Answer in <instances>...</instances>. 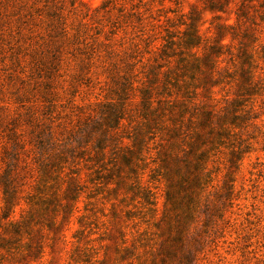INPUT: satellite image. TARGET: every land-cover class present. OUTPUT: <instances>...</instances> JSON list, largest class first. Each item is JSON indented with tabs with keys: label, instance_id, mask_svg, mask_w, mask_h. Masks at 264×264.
<instances>
[{
	"label": "trees",
	"instance_id": "16d2710c",
	"mask_svg": "<svg viewBox=\"0 0 264 264\" xmlns=\"http://www.w3.org/2000/svg\"><path fill=\"white\" fill-rule=\"evenodd\" d=\"M231 1L200 0V5L185 12L179 0L170 4L166 0H105L95 7L84 0H0V31L6 30L4 23H10V32L16 27L32 52L26 54L29 75L21 71L22 77L17 76L21 86L15 84L23 92L16 98L21 112L11 114L5 109L0 115L4 140L1 252L6 249L12 259L21 258V264L40 255L44 241L35 227L49 213L59 211L63 204L57 194L64 184L69 183L63 198L66 207L76 200L81 162L97 174L105 170L108 181L115 171L120 177L124 168L127 174H135L144 161V150L150 151V144L158 139L153 163L171 157L175 146L178 156L187 146L195 153L192 161L183 160L185 165L198 161L197 170L206 169L207 152L196 157L205 144L198 126L204 117L211 124L217 115L208 111L206 103L195 101L222 85L224 78L235 79L238 72L237 96L243 90L264 91L263 81L255 76L254 57L259 50L251 46L264 33V0L259 3L261 9L252 4L256 0L243 1L233 25L222 21L221 15ZM208 11L216 14L213 34L206 36L201 26ZM230 35L233 41L241 36L238 52L232 43L224 42ZM260 49L259 58L264 59V45ZM225 56L235 70L222 67ZM18 63L22 65L20 59ZM93 82L105 83L101 89L106 100L86 112L90 107L80 106L76 98L84 85L90 87ZM185 97L193 100L192 106L182 103ZM178 113L180 119H173ZM187 114L189 120L184 119ZM165 136L179 141L166 147ZM23 203L27 215L2 226ZM28 237V245H22Z\"/></svg>",
	"mask_w": 264,
	"mask_h": 264
},
{
	"label": "rangeland",
	"instance_id": "374dc122",
	"mask_svg": "<svg viewBox=\"0 0 264 264\" xmlns=\"http://www.w3.org/2000/svg\"><path fill=\"white\" fill-rule=\"evenodd\" d=\"M84 1L95 7L105 0ZM179 1L185 12L193 5H200V0ZM243 1H231L227 12L221 14L222 21L235 24L237 9ZM262 1H253L255 9H261ZM166 3L170 4V0ZM215 14L205 12L201 32L206 36L213 34L211 23ZM2 27L6 30L0 31L3 34L0 35V115L5 109L11 114L20 111L16 98L23 92L15 84L21 86L17 82V76L22 77L21 71L26 70L29 75L30 57L26 54L32 53L16 27L14 32L9 30L10 23ZM240 37L233 41L230 35L224 42L232 43L238 52ZM261 45H264V33L251 45L259 50L254 57L258 64L256 80L264 83V59L259 58ZM223 61L224 69H236L228 56ZM239 78V72L235 79L224 78L222 85L212 87L195 101L206 103L208 111L217 115L208 124L205 114L201 118L203 125L198 126L205 144L196 157L207 152L205 170H197L201 165L198 161L191 167L185 165L183 160L192 161L195 153L187 146H183L186 151L183 154L178 156L179 147L175 146L171 157L164 156L153 163L158 157V149H153L161 142L158 139L150 144V151L144 150V161L135 174H127L124 168L120 177L115 171L113 179L108 181L105 170L97 174L81 162L76 200L66 207L63 198L69 183L64 184L57 194L63 204L59 211L51 216L49 213L35 227L44 241L40 255L28 258L25 264H264V91L243 90L237 96ZM104 85L93 82L90 87L84 85L80 89L76 100L80 106L90 107L86 112H91L97 102L106 100L101 89ZM67 98L68 95L64 100ZM182 100L192 106L189 97ZM179 115L173 119H180ZM189 116L184 119L189 120ZM164 138L162 144L166 147L179 141L177 137L171 141L169 136ZM3 141L0 137V171ZM3 207L4 196L0 191V214ZM27 209L24 203L17 207L9 220L2 221V226L27 215ZM23 241L22 245H28L29 237ZM168 249L169 255L165 252ZM6 251L0 250L5 256L0 264L22 263L21 258L14 260Z\"/></svg>",
	"mask_w": 264,
	"mask_h": 264
}]
</instances>
